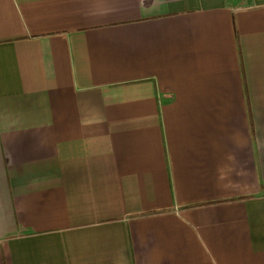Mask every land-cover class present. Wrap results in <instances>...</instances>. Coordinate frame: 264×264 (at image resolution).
I'll use <instances>...</instances> for the list:
<instances>
[{
  "label": "crops",
  "instance_id": "crops-1",
  "mask_svg": "<svg viewBox=\"0 0 264 264\" xmlns=\"http://www.w3.org/2000/svg\"><path fill=\"white\" fill-rule=\"evenodd\" d=\"M0 264H264V0H0Z\"/></svg>",
  "mask_w": 264,
  "mask_h": 264
}]
</instances>
